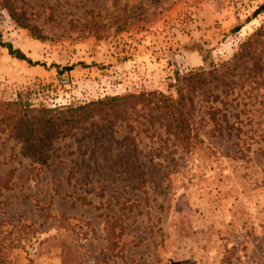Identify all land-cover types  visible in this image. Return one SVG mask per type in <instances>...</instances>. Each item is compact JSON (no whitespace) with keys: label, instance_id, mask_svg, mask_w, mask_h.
I'll return each instance as SVG.
<instances>
[{"label":"rangeland","instance_id":"rangeland-1","mask_svg":"<svg viewBox=\"0 0 264 264\" xmlns=\"http://www.w3.org/2000/svg\"><path fill=\"white\" fill-rule=\"evenodd\" d=\"M1 2L3 41L41 65L0 45V101L48 108L189 97L178 76L229 71L263 30L255 77L189 93V143L153 95L64 130L44 166L0 131V264H264V0H9L23 24Z\"/></svg>","mask_w":264,"mask_h":264},{"label":"trees","instance_id":"trees-1","mask_svg":"<svg viewBox=\"0 0 264 264\" xmlns=\"http://www.w3.org/2000/svg\"><path fill=\"white\" fill-rule=\"evenodd\" d=\"M4 8L8 9L11 16L20 24H23L18 13L14 10L13 4L9 0H2ZM264 11V4L260 5L252 14L251 18L257 17ZM249 19V20H250ZM248 20V21H249ZM29 27V26H27ZM242 26H237L233 31H239ZM33 35L40 37L35 33V28H29ZM262 26L258 28L248 39L240 46L239 53L234 58L231 69L227 72H220L217 68L202 67L196 71H192L183 77L178 76V80L186 83L188 90L195 95L196 93L207 94L219 87L229 88L233 83L232 79H228L229 74L236 75V71L245 66L249 61H253V65L249 67L252 76H256L257 72L262 69L260 59L255 58L254 53L259 46V37L262 34ZM0 45L7 48L9 54L20 61H25L32 66L41 65L34 62L20 49L14 48L11 43L4 42L0 34ZM203 52V48H198ZM74 66L65 67V70H71ZM254 72V74H253ZM256 72V73H255ZM231 78V77H230ZM188 92L186 97L180 88L177 98L163 93H141L139 95L114 96L107 97L102 100L89 102L79 106H59L48 108L45 106H34L28 100H24L21 94L11 101H0V124L4 126L0 128L1 132L9 131L10 135L22 142L23 155L29 157L33 162L41 166L51 164L52 149L54 141L64 131H71L86 121L97 116L106 118L111 112L122 115L119 111L121 106L127 104L129 99H141L140 101L150 100L148 96L155 97V106L160 111V117L164 119L169 132L173 133L178 140L190 142L191 125L188 122L184 108L187 99H190L194 108V99ZM219 95H215L214 99H219ZM189 111V110H188ZM216 116V112H212Z\"/></svg>","mask_w":264,"mask_h":264}]
</instances>
